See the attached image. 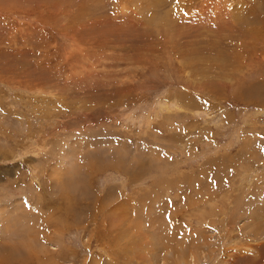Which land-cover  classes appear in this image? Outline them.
I'll return each mask as SVG.
<instances>
[{
	"label": "rangeland",
	"instance_id": "obj_1",
	"mask_svg": "<svg viewBox=\"0 0 264 264\" xmlns=\"http://www.w3.org/2000/svg\"><path fill=\"white\" fill-rule=\"evenodd\" d=\"M180 263L264 264V0H0V264Z\"/></svg>",
	"mask_w": 264,
	"mask_h": 264
},
{
	"label": "bare ground",
	"instance_id": "obj_2",
	"mask_svg": "<svg viewBox=\"0 0 264 264\" xmlns=\"http://www.w3.org/2000/svg\"><path fill=\"white\" fill-rule=\"evenodd\" d=\"M115 206H116V205H115ZM115 206H114V208H117V207H115ZM105 207H106V206H105ZM118 207H120V205H119ZM108 210L110 211V209H108ZM114 210H115V209L111 210L112 212L110 213V215H111L110 219H112V224H113V222H116V221L118 220V219H116L117 217H116V218L113 217L114 215H115V216H118V215H116V214H118V213H115V212L118 211V210H117V209H116V211H114ZM109 211H108V212H109ZM105 214H107V213H105ZM118 217H119V216H118ZM120 217H121V216H120ZM102 219H103V218H102ZM102 219H101V220H102ZM118 221H119V220H118ZM116 224H117V223H116ZM30 230H31V229H30ZM27 231H29V229H27ZM194 259H195V258H194ZM194 259H193V260H194ZM191 260H192V259H191ZM183 262H184V261H183ZM180 264H181V263H180ZM185 264H186V263H185Z\"/></svg>",
	"mask_w": 264,
	"mask_h": 264
}]
</instances>
